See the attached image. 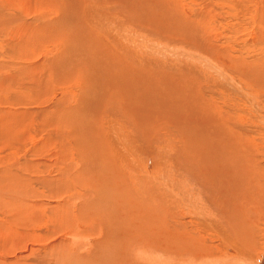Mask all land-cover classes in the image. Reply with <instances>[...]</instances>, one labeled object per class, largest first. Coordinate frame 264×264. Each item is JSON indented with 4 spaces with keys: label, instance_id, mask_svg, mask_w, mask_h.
<instances>
[{
    "label": "bare ground",
    "instance_id": "bare-ground-1",
    "mask_svg": "<svg viewBox=\"0 0 264 264\" xmlns=\"http://www.w3.org/2000/svg\"><path fill=\"white\" fill-rule=\"evenodd\" d=\"M152 1L167 6L161 22L160 11L148 14L158 37L128 33L120 16L95 4L63 18L58 0L36 12L29 0H0V206L13 224L0 227V246L12 229L21 237L10 239L11 252L0 247V264H70L85 253L81 238L100 228V243L134 231L142 240L148 227L186 250L179 227L218 225L181 177L235 183L264 168V0ZM220 54L249 94L213 63ZM224 216L217 230L230 257L264 264V251L246 250L259 238L244 214ZM66 233L81 246L66 248L67 261Z\"/></svg>",
    "mask_w": 264,
    "mask_h": 264
},
{
    "label": "rangeland",
    "instance_id": "rangeland-1",
    "mask_svg": "<svg viewBox=\"0 0 264 264\" xmlns=\"http://www.w3.org/2000/svg\"><path fill=\"white\" fill-rule=\"evenodd\" d=\"M49 2H53V0L52 1H50V0H29V3H30V5L33 8V12H36L35 10H37L39 8L42 9V7H41L42 3L47 4ZM54 2H57V0H54ZM58 2H61L62 6H63V18H65L67 15H69L74 10L73 6L79 5L78 8H79L80 12H78V13L82 15V14H84V11H85L86 8H89V6H91L92 4H95L97 9L99 11H101V12H102V10H105V11H109L110 13H114L115 15L120 16L119 18L121 19L122 23L125 24L126 30L128 31V33L131 31L132 34H137L136 36H138L139 34H141L139 36H143L145 34V32H146V33H150V35L152 37H158L157 36V31H156L158 26H155V24L153 22L154 20H152L151 18L148 17V14L152 13L153 9L161 12L155 17L156 19L160 20V22L162 21V18L160 19V17L163 14L167 17V10L165 9L167 7L166 4H163L164 7H165L164 8L162 5H160L158 3H155L152 0H58ZM17 3H18V1H17ZM19 10H20V6L17 5V4L12 8V12L13 13L18 12ZM35 15H34V17H35ZM0 16H5L1 9H0ZM166 31H168V30H166ZM0 33H5V36H7V26H6L5 21L0 23ZM171 36H175V35L172 33ZM4 39H5L4 37L1 38V40H4ZM155 39L157 41L159 40V38H155ZM198 43L199 42H197V44ZM204 43L206 44V49H209L208 44L205 41H204ZM133 47L136 50L140 51V47H137V46H133ZM3 48H4V50L7 51V49L4 46H3ZM220 55H221V57H220L221 60H217V61H215L213 63L214 64L217 63L218 66L221 65V67L226 72H228L229 75H230L231 72L222 64V63H224L223 55L222 54H220ZM180 56L185 58L184 54H181ZM0 62H1V60H0ZM229 64L230 63H227V65H229ZM191 65L197 67L195 64H191ZM230 76L235 82H237L241 86V88H243L244 91H246L248 94L250 93L249 89L244 88L243 85L238 82L237 76H235L234 74H232ZM235 96L238 97L237 95H235ZM258 101H259V99H258ZM80 117H82V119L85 118V120L83 121V124H85V122H87L86 114L82 112L81 115L79 116V119L82 120ZM123 126L125 127L124 130H126V128L128 127L126 123H123ZM129 131H130V133L135 134V129L133 127L129 128ZM251 139H253V138H251ZM179 140H181V139H179ZM161 143H158V145L161 144ZM141 144H143V143H141ZM153 145H155V144H153ZM170 148H171V151H172L173 148L172 147H170ZM174 154L175 153H169V157H174ZM183 160H185V159L183 158L182 161ZM258 178L261 179V180H259ZM194 179L195 178L185 174L183 177H181L180 180H181V183L184 185V187L187 190H190L191 195L195 199L197 197L196 200L199 203V205L202 206L204 208L205 212H207V214L211 218L214 219V222H217L216 226L217 225L218 226L217 227H206L207 230H205L204 229L205 227H202L203 225L199 224L200 225V227H198L199 233H198V230L196 228H194V231H191L190 229H192L193 227H185V228L184 227H179L180 228L179 231L183 232L182 236L185 237L186 235H188L187 243L184 242V243L187 244V247L190 246V247L187 248L188 250L186 249L187 251L183 250V249L182 250H180V249L177 250L178 247L176 245H171L170 239H169V237L167 235L163 236L161 234L163 237L159 235L157 237L158 240L156 238L154 239V234L157 233L156 232L157 229L156 230L155 229H150V230H154L153 232H150V230H148V227L147 228L145 227L146 229L144 227H141V229L144 230V231L141 230V235L143 236L141 238L142 240H137V239L134 238V236H135V231H134L133 234H131V235L126 234L127 236H126V238L124 240H120V239H118V237H116V238L112 237V238L107 239L110 242H108L106 240L107 243H106V241H102L101 243L97 242V241H101L98 238L99 234L101 235V233L104 232L103 229L100 228L99 231L95 234V236L93 235V237L88 238V239L84 238L85 240L83 238H81L82 239L81 241L83 242L82 243L83 244L82 248L84 247L83 248L84 251L81 249L80 245H76L73 241H71L72 242L71 243L70 239L68 237V234L66 233L65 236H67V238H65V239L67 240V242L68 241L69 242L65 243V246L63 245L64 248H62V246L60 248L64 249L65 255H66V251H67L68 247H70V246L74 247V249H76V250L77 249H81L82 252H85L84 254L88 255L87 256V255L81 254V255H79L80 257L79 256H75L74 260L71 259V261L73 260L72 261L73 263L69 261L70 264L71 263L72 264H107V263L108 264H112L111 262L112 261L114 262L113 259H117L118 258V257H115V256H117L116 255L117 252H119L117 254H120V255L122 254L121 257H124L126 259L123 258L124 260L123 259L120 260L121 258H118L119 262L120 261L121 262L119 263L117 261L118 263H116V261H115L116 264H137V263L138 264H154V263L155 264H175L176 262L177 263L179 262L178 264H182V263L183 264H186V263L188 264L190 260H191L190 264H212L214 261L217 262L215 264H222V263L223 264H232V263L233 264H245L244 261H241V260H243V259H241L242 256H240L239 259L238 258L235 259V257L233 255L232 256L234 258L230 257L231 256V255H229L230 251H228L227 249L226 250L224 249L225 248V243H223V241L221 240V238H220L221 236L219 235V231L217 230L220 227H226V223L224 221V218L226 216H224V213H225L226 210H228V212H230L231 214L232 213H239V216L241 218H243L242 215L244 214V216L247 218V220H249L248 222H250V223H247V229L251 233H254L256 231V235H257L256 237L259 238V240H257V242L259 244V247H257L258 249L257 248L254 249L253 248L254 246H251L252 248L248 247V248H246V250L247 251H251L253 253L254 257H258V256L262 255V253H263L262 251H264L263 250L264 249V243H263L264 242V230H263L264 229V168H261V170H259L257 179L242 177L241 179L236 180L235 183L231 182L232 179H228V178L227 179L215 180V181L208 180V181H205V182H201V181H198L196 179L194 180ZM216 181H217V183H216ZM207 182H210V183H207ZM192 183H194V184H192ZM203 183H205V184H203ZM209 184H211L212 187H209L210 186ZM255 184H256V188H255ZM213 185H215V186H213ZM219 185H220V187H218ZM186 186H188V187H186ZM207 186H208V188H207ZM193 191H195V192H193ZM230 191H231V193H228ZM198 193H200L201 196ZM2 202L3 201H1V205H2ZM184 205H187V204L186 203H182L181 204V206H184ZM232 210H233V212H232ZM3 212H4V214H3ZM211 212H213V213H211ZM0 214H1L0 215V227L3 226V228H4L6 225H7L6 227H8L9 225L10 226L13 225V224L10 223V219L12 217V214L8 213L5 209H3V206H0ZM213 214H215V215H213ZM27 217H28V221H29V223L31 225V219H32L33 215L28 213ZM191 217H192V219H194L192 215H191ZM97 219H100L99 216L97 217ZM248 224H249L250 227L248 226ZM261 226H262V228H261ZM83 228L85 229V228H88V227H86V226L85 227L84 226L81 227V229H83ZM151 228H153V227H151ZM163 228H166V227H163ZM168 228L169 227H167L165 232H167L166 234L169 235V230L172 232L173 231L172 229L174 227L169 228V230H168ZM4 229H6V228H4ZM70 229H72V228H70ZM202 229H203V233H201ZM145 230H147V231H145ZM185 230L186 231L190 230V232H188L189 234L185 233ZM216 232L218 233L217 237H216V235H217ZM260 232H262V236H259V235H261ZM143 234H145V235H143ZM201 234H203V236ZM8 235H9V237L3 242V244L1 243L0 247L2 249L6 250V251L11 252L15 248L14 244L12 243V240L15 238L14 240L16 241V240H18V238L20 239L21 237L17 236V234H15L13 232V229L9 231ZM208 235H210V236H208ZM159 237H160V239H159ZM10 239H12V240H10ZM25 240L27 241V239H25ZM36 240L38 241V239H36ZM148 240H150L151 242L148 241ZM214 242H216V243H214ZM11 243H12V245H11ZM70 243H71V245L68 246V244H70ZM161 243H163V245H161ZM222 243H223L224 246L222 245ZM30 244H32L31 241L28 242V245H30ZM33 246H31V249H32ZM100 246H101V248H100ZM189 248H192V249H189ZM216 248H217V250H216ZM93 249L95 251L94 252L95 254H93ZM120 249H123L124 251L123 250L121 251ZM105 250H107V251L105 252ZM255 250H256V252H255ZM56 251H58V250L56 249ZM101 252L103 254H101ZM153 252H155V253H153ZM199 252H201V253H199ZM207 252L209 254H206ZM49 254H45V257H44L45 260L47 259L46 260L47 262L50 261L51 254L50 255ZM92 254L94 256H92ZM257 254H258V256H257ZM62 255H64V254H62ZM71 256L72 255H70V257ZM203 256H204V258H202ZM70 257L66 255V256H64V259L66 260V259L69 258V260H70ZM82 257H84L86 259H84ZM80 258L83 259L84 261L83 260L81 261ZM91 258H93V259H91ZM164 258H166L167 260H165ZM189 258H192L193 261H192V259H190L188 261ZM231 258H233V259L231 260ZM218 260H219V262H218ZM234 260H236V261L233 262ZM143 261H144V263H143Z\"/></svg>",
    "mask_w": 264,
    "mask_h": 264
}]
</instances>
